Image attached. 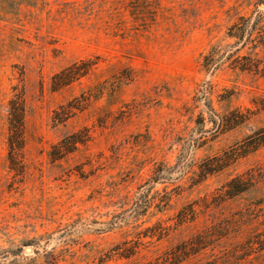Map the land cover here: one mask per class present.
Segmentation results:
<instances>
[{"label": "rangeland", "instance_id": "1", "mask_svg": "<svg viewBox=\"0 0 264 264\" xmlns=\"http://www.w3.org/2000/svg\"><path fill=\"white\" fill-rule=\"evenodd\" d=\"M261 44L264 0H0V264H264Z\"/></svg>", "mask_w": 264, "mask_h": 264}, {"label": "trees", "instance_id": "2", "mask_svg": "<svg viewBox=\"0 0 264 264\" xmlns=\"http://www.w3.org/2000/svg\"><path fill=\"white\" fill-rule=\"evenodd\" d=\"M249 19L241 18L239 19V23L233 25L228 33L227 37L231 39H235L240 44H245L247 42H252L254 35H249L248 40H245L247 24L249 23ZM257 24H255L256 26ZM255 29V28H254ZM256 38V37H255ZM236 42V44H237ZM248 44V43H247ZM264 46V44H261ZM214 49V48H213ZM213 49L203 58V67L206 69L207 67L213 66L215 63V55ZM243 71H246L243 69ZM22 100L13 99L9 102V154L11 157L15 151H20L22 148V134L24 129V107L22 104Z\"/></svg>", "mask_w": 264, "mask_h": 264}]
</instances>
